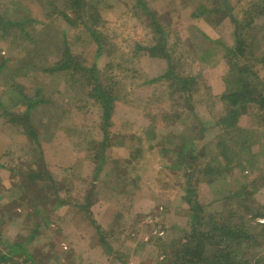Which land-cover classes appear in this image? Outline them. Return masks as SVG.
Wrapping results in <instances>:
<instances>
[{"label": "rangeland", "instance_id": "1", "mask_svg": "<svg viewBox=\"0 0 264 264\" xmlns=\"http://www.w3.org/2000/svg\"><path fill=\"white\" fill-rule=\"evenodd\" d=\"M12 1L0 0V15ZM19 1L21 6L12 7L11 14L9 9L6 19L25 22H3L7 30L0 36V95L9 109L12 89H26L34 101L38 137L44 141L51 135L54 140L48 150L34 149L17 123L21 119L0 109V250L7 253L10 243L23 242L39 264H155L188 229L181 199L187 181L195 185L204 222L213 216L220 222L233 209L232 221L244 223L256 208L264 207L263 154L243 181L235 168V181L229 183L235 191L256 190L221 199L206 183L204 187L199 161L191 164L195 176L186 179L182 172L167 171L164 163L171 159L158 152V146H172L177 137L170 133L179 135L188 122L194 126L199 156L203 148L207 153L214 148L227 113L221 96L227 87L224 78L236 73V67L255 68L263 90L264 68L259 63L264 60V31L253 25L258 32L247 40L249 51L238 54L237 62L226 51L244 30L242 22L248 21L251 9L247 5L259 0H84L87 16L75 18V25L61 14L70 0ZM149 14L168 33L176 69L194 77L196 85L189 93L171 82L152 81L165 71V61L136 51L137 45L151 41ZM28 17L33 21L27 22ZM61 31L72 54L93 72L92 82L96 84L97 77L104 94L116 95L107 123L105 111L85 90L84 78L67 75L65 83L62 73L47 70L65 55ZM257 118L250 109L234 125L264 134V121ZM149 127L153 136L147 133ZM252 147L255 151L258 145ZM45 155V160L51 157L48 166L41 161ZM191 167L185 169L191 172ZM218 187L227 195L224 183ZM44 192L49 195L46 204L33 214L36 203L44 202ZM243 197L246 213L235 207ZM254 239L244 240L248 244L242 248L250 262L264 253L263 238Z\"/></svg>", "mask_w": 264, "mask_h": 264}, {"label": "trees", "instance_id": "2", "mask_svg": "<svg viewBox=\"0 0 264 264\" xmlns=\"http://www.w3.org/2000/svg\"><path fill=\"white\" fill-rule=\"evenodd\" d=\"M9 5L6 9H10V14L12 7L18 8V6H21L19 0H13ZM247 8L251 9L247 12L248 21L242 22L244 30L240 31V35L236 37V44H234L233 47L226 48L227 54L231 55V59H233L234 62L239 60L238 54L243 55L244 50L249 51V48H246L247 40H250L258 32L253 25L258 26L261 33L264 31V0H259L256 4L255 2H252L250 5H247ZM8 10H4L2 12L3 14L0 15V23H2L0 24V36L3 34V31L7 30V27H4L3 22H5L6 25L13 23L21 25L25 22L24 18L16 22H10L12 20L6 19V16L10 15ZM16 10L17 9H13L12 12L14 13ZM227 10H231V8H228ZM87 11V5L84 0H70L66 2L61 14L64 16L63 19L67 23L75 25V18L86 17ZM147 17L149 19L148 27L152 31L151 35L153 34L151 41L147 45L139 44L135 49H137L136 51L146 52L147 55L151 57L163 59L166 64V69L163 74L154 78L152 81H161L162 83L171 82L173 86L177 85L178 88L189 93V91H191L196 85L194 77L188 74L186 76L181 70L176 69L178 63L174 61L173 64L171 59L169 49L174 52V48L173 44L168 43L167 41L168 33L165 31L166 29L161 23L156 20L153 21L151 14L147 15ZM26 21L33 20L28 17L26 18ZM93 33L94 31L91 32L92 36H94ZM61 34L62 39H64L63 47L65 49V55L62 56L58 63L55 62L53 64L52 69L50 68L47 70L51 72L56 71L60 74L62 73L65 76V83L67 75L74 77V80L78 77H81L82 79L84 78L86 81V84L84 85L85 90L87 89V92H92L91 95H93L97 102H99L101 109L105 111L104 118L107 123L108 111L111 107L109 104H111V99L115 100L117 98L116 95L112 96L110 94H104V88L98 85V83H101L98 82L97 77L96 84L92 82L94 79L93 72L90 71L87 65L82 63V59H79V61L76 59V56L74 53L72 54L66 43L65 33L62 32ZM259 49L261 48L259 47ZM136 51L133 52L134 55H136ZM262 53H264V47L262 48ZM257 57L258 55L254 56L256 59ZM251 58L253 57L251 56ZM250 65H253V63H250ZM259 65L262 66L259 68H264V60L259 63ZM236 68V73H230V76L224 78L227 87L221 96L223 103L225 104L224 107L227 108V113L223 120L222 131L218 134L216 141L214 142V148L207 149L209 156L206 159L202 158L204 156L203 152L208 155L205 148L201 151V157L199 156L200 153H198L195 148L197 137L194 133V126L191 122H188L189 125L183 123L184 130H181L179 135H176L173 132L170 133L177 137L172 146L169 147L165 145L158 146L159 148L157 147L159 154L164 157L166 161H168L169 158L171 159L170 163L165 162L164 164L167 171H173L172 173L174 175H176V171H178V175L182 172L186 179L191 178V175H194L191 164L194 163L195 165H198L196 162L199 161V164L202 165V167L200 168L198 175H203L202 182L204 183V187L206 183L208 186L207 188L212 190L216 198L218 197L221 199H226L231 197V195H247L251 193V191L256 190L252 188L251 191H235L229 183L233 180L235 181L234 174L236 175V170L233 171L235 168H238L241 171L237 176L242 177L243 181L248 172L252 171L253 168H257L258 165H254L257 161L256 157L261 154L264 155V134H262V131L261 134H256V131L252 129L248 130L245 127L240 128L239 125H234L236 123L238 124L239 118L247 114L250 109L255 111L257 117L259 116L261 118L257 119L264 121V86L263 90H261L259 86V84L261 85L260 82H262L263 78L260 77L255 68H250L247 65H242L239 68ZM64 85H61L60 91L63 89ZM8 97L10 98V108L8 109L4 106L0 95V109H3L2 111L4 114H7L9 117L15 116L18 119H21L17 123L21 124L28 140H31V147H41V149L44 148V150H48V148L52 146L51 143L53 142L54 137L46 135L44 141H42L43 137H38V129L36 130L33 120V112L35 110V106L33 105L34 101L27 90H21L20 88L12 89ZM189 97L188 94L186 99L188 103L190 101ZM19 115H21L20 118ZM257 123H259V121H257ZM150 127L147 133L152 132V135L150 136H153L154 126L153 130ZM146 131L147 130H145V132ZM233 131L235 134H233ZM159 132L161 133V131ZM136 140L137 142H140L138 136H136ZM230 141L231 143H229ZM133 142L135 143V141ZM137 144L139 145L140 143ZM255 144L258 145V148L253 151L252 146ZM45 158L46 155L41 160L43 164L45 166L50 165L51 163L49 161H51V157L48 160H45ZM233 160H235L234 165L232 164ZM190 167L191 172L188 169H185ZM168 174L171 175V173ZM27 175L29 178H32L34 173L29 172ZM37 179L42 180L40 176H38ZM258 181L259 177L252 178L250 182L254 184ZM236 182L239 183L237 180ZM222 183L226 186L228 191L227 195H222L221 191L218 190V186ZM191 184L190 181H187L181 198L183 201L182 203L185 205L184 213L188 223V229L182 239H179L176 243L168 246L166 254L155 264H264V253L257 254V258H255L256 260L250 262L248 259H245V252L243 250L248 244L245 242L247 239H256L258 236H261L264 240V221H256L258 218L257 216L264 217V207L256 208L255 213L251 215L250 219L246 222L244 220V223L236 224V222L232 221V217L236 211L233 209L228 215L230 218L226 217L220 222H217L219 220L215 219L213 216L210 217L209 220H206L205 218L204 222L203 218L206 216L204 215L203 207L196 200L195 185L192 187ZM32 190L34 192L38 191L36 189ZM48 196L47 192L42 194L41 197H44V202L38 201L36 203V208L33 214H39L38 209L39 207H42L41 204L45 203ZM59 201L64 202L63 200ZM246 203V199L243 197L235 207H243L246 213L247 210H249ZM61 205L65 204L59 203V206ZM28 216L31 215L28 213ZM250 221H254L252 223L254 225L250 224ZM36 228L37 224L35 225L34 230ZM256 228H258L259 232L257 234L252 233ZM100 237L103 239L102 236ZM3 242L0 230V245H2ZM221 242H223L225 246H223ZM6 250L7 253L0 250V264H5L6 262L9 264H23V262H28V264H39L35 261V257L25 248L23 242L10 243ZM14 255H18V260L13 257Z\"/></svg>", "mask_w": 264, "mask_h": 264}]
</instances>
